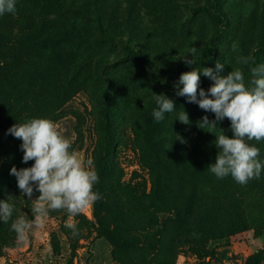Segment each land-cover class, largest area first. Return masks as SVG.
Here are the masks:
<instances>
[{
  "label": "rangeland",
  "instance_id": "rangeland-1",
  "mask_svg": "<svg viewBox=\"0 0 264 264\" xmlns=\"http://www.w3.org/2000/svg\"><path fill=\"white\" fill-rule=\"evenodd\" d=\"M208 2L16 0V13L0 16V66L7 71L8 91L24 104L25 121L53 120L71 141V150L82 160L92 158L97 172L102 157L110 161L111 173L99 178L94 190L104 195L102 216L115 241L97 238L94 204L71 218L78 236L65 226L70 219L65 210L51 211L45 227L34 230L23 246L17 245L11 221L0 222V264L151 260L158 254V242H170L173 249L178 245L183 237L178 211L184 203L198 199L200 191L216 195L221 204L227 194L239 198L248 227L229 239L210 242L208 255L181 244L171 251L173 264H264V173L243 186L231 176L217 179L210 173L207 167L215 163L218 152L214 134L221 128L231 137L230 121L225 118L215 129L202 130L198 122L204 116L214 120V114L176 95L183 87L178 83L182 73L195 67L215 70L217 61L225 65L221 75L239 67L247 82L251 61L237 64L236 57L254 59L258 52L256 63H264V0H221L224 23L195 9ZM49 39L58 41L31 46ZM128 47L170 73L150 69L135 57L117 62L126 56ZM192 47L197 49L195 56L207 59L200 65L181 67L183 57H191ZM212 83L201 73V88L207 92ZM153 93L165 94L176 106L160 122L152 116ZM183 109L189 115L188 125L177 120ZM107 121L113 148L104 155ZM257 146L264 159V142ZM4 159L0 156V175ZM33 163L22 162V168ZM15 195L17 209L31 218V202L17 186ZM38 195L34 191L32 198ZM129 228H134L138 242L154 246L142 252L140 244L134 250ZM159 254L162 259L164 253Z\"/></svg>",
  "mask_w": 264,
  "mask_h": 264
},
{
  "label": "clouds",
  "instance_id": "clouds-1",
  "mask_svg": "<svg viewBox=\"0 0 264 264\" xmlns=\"http://www.w3.org/2000/svg\"><path fill=\"white\" fill-rule=\"evenodd\" d=\"M15 13L16 0H0V16ZM232 50L237 51L236 44ZM196 52L197 49L192 47L189 50L192 58L183 57L186 65H195ZM250 61L252 66L247 82L243 69L239 67L221 75L225 65L217 61L215 70L195 67L182 73L178 83L183 87L176 93L205 112L214 114V120L202 117L198 122L200 129H215L217 122L225 118L230 121L231 137L220 127V133L214 134L218 152L215 163L208 165L207 169L217 179L231 176L242 186L260 179L264 173V159L260 158L261 149L257 146L264 142V63L257 64L246 56L236 57L237 64L249 65ZM201 73L213 81L207 92L200 87ZM153 99L156 107L152 116L156 122L164 120L166 113L176 109L175 102L163 93H153ZM177 120L185 125L191 123L184 109ZM8 133L22 141V162L34 161L31 167L17 169L13 166L10 169L22 196L31 202V218L17 209L12 202L14 196L8 195L7 199L0 200V222L8 224L11 221L10 229L16 234L17 245L23 246L29 242L34 230L45 227L51 211L65 210L70 217L65 226L73 236H78L79 230L71 218L83 214L102 199L101 194L94 191L99 182L94 160H82L76 151L71 150V141L48 118H31L15 123ZM177 139L184 142L179 135ZM34 191L39 193L35 199L32 198ZM14 213L17 214L15 219Z\"/></svg>",
  "mask_w": 264,
  "mask_h": 264
},
{
  "label": "trees",
  "instance_id": "trees-1",
  "mask_svg": "<svg viewBox=\"0 0 264 264\" xmlns=\"http://www.w3.org/2000/svg\"><path fill=\"white\" fill-rule=\"evenodd\" d=\"M38 2L41 0H32ZM221 0H209L205 5L197 6L195 9L202 10L207 12L210 15L216 16L221 19V22H225L224 12L220 9ZM214 39V38H213ZM58 41V39H49L48 41L41 40L36 43L35 48H40L47 45L48 43L52 44ZM264 47V40L261 45V48ZM213 46H211V49ZM126 56L117 60V62H125L135 57L139 59L140 63L144 66L153 69L161 70L166 73H170L167 69L157 66L154 62L150 61L148 58L144 57L138 50L135 48L128 47L126 49ZM259 53H255L254 61L258 59ZM192 57H188L191 59ZM195 65H200L203 63L207 57L205 56H195ZM191 66L186 65L184 60L181 61V67ZM7 71L4 66H0V156H3L5 159L2 164V170L0 175V200L7 199L8 195H13V203L15 207H18V202L16 199V178L13 175H10V169L15 166L17 169L22 168V157L23 152L20 149L21 140L13 137L8 133V129L15 123H23L25 121L24 117V104L16 99V96L10 93L6 85ZM104 142L102 149L105 154H110L113 148V135L111 131L110 123H106L104 127ZM111 163L102 157L101 164L98 169L99 178H105L108 174L111 173ZM101 194L102 199L94 203L93 215L97 224V238L106 239L111 242H115L112 236L110 235L109 228L106 226L105 219L102 216V213L105 208L104 195L99 189H95ZM198 199L187 202L183 204V207L180 211L179 221L177 225L183 231V237L176 242L172 243L175 245L173 249L170 245V242H158L157 249L158 254L149 260L148 258H142L138 261V264H173L174 254L171 253L172 250H175L177 246L181 244L189 246L192 250H195L198 253L208 255L210 248L209 243L212 241L229 239L236 234H240L246 231L248 224L244 216V212L241 205V200L234 195L227 194L225 199L226 201H219V198L212 193H205L200 191L197 196ZM136 230L138 228H135ZM165 230V228H163ZM134 228L127 229V233L130 238V245L135 250L140 247L142 252L149 250L150 247L154 246L153 243H146L143 245L141 242H138L137 237H134L135 233ZM154 231V230H153ZM159 232V231H158ZM154 233H157L154 231ZM137 236V235H136ZM164 253V257L160 259L159 253ZM166 253V254H165ZM170 253V254H169ZM145 254V253H144ZM143 254V256H145ZM172 254V255H171ZM175 264V263H174Z\"/></svg>",
  "mask_w": 264,
  "mask_h": 264
}]
</instances>
